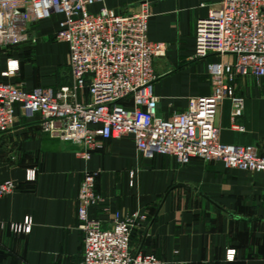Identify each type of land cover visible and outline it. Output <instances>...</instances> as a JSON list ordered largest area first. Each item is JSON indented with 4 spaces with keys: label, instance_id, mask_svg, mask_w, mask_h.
I'll return each instance as SVG.
<instances>
[{
    "label": "crops",
    "instance_id": "obj_1",
    "mask_svg": "<svg viewBox=\"0 0 264 264\" xmlns=\"http://www.w3.org/2000/svg\"><path fill=\"white\" fill-rule=\"evenodd\" d=\"M220 0H100L117 14L150 7L145 37L161 43L163 54L153 57L152 92L156 114L162 118L184 108L186 99L209 92L208 62L220 56L193 57V25ZM59 16L29 23L31 41L0 49V81L22 90L37 86L57 89L70 82L67 45L53 33ZM45 42L57 44L45 52ZM227 59V57H221ZM17 69L2 75L5 61ZM13 64V63H12ZM241 113L232 117V101L224 98L215 115L222 143L253 145L264 153V76L234 79ZM86 100L85 89L76 93ZM88 159L77 147L41 131L37 117L17 114L0 133V182L15 188L0 197V221L31 220L27 233L0 229V264H76L82 234L76 218V194L83 171H95L98 204L86 209L103 227L115 214L145 215L130 230V250L150 252L162 264H264V172L224 168L219 160L192 159L179 165L172 157L146 159L135 150L132 135L101 141ZM33 172V179L25 174ZM233 249L232 258L226 250Z\"/></svg>",
    "mask_w": 264,
    "mask_h": 264
},
{
    "label": "built area",
    "instance_id": "obj_2",
    "mask_svg": "<svg viewBox=\"0 0 264 264\" xmlns=\"http://www.w3.org/2000/svg\"><path fill=\"white\" fill-rule=\"evenodd\" d=\"M98 2L0 0V49L32 41L27 25L57 15L53 38L67 45L70 77L69 84L57 89L22 90L0 81V133L16 114L36 116L41 131L75 145L76 154L85 160L101 148L102 140L130 134L135 150L146 159L160 154L179 165L192 159L219 160L227 169L264 172V153L253 145L220 142L214 123L224 98L232 101V117L241 113V99L233 92L237 76H264V0H220L195 20L193 57L211 52L220 59L206 64L209 92L188 97L183 109L166 118L156 114L157 98L152 92L151 61L163 54V46L145 37L149 5L142 2L124 14L102 5L88 10ZM16 69V62L7 59L1 74ZM79 89H85V101L76 100ZM95 175L83 171L77 189L76 218L83 234L76 264H162L150 252L130 250V230L135 221L144 220V214H115L108 227L87 216V207H95L99 200ZM33 178V172L25 174V179ZM15 186L10 179L0 182V197ZM30 224V218L24 217L20 223L0 221V229L27 233ZM232 256L233 249H227L226 257Z\"/></svg>",
    "mask_w": 264,
    "mask_h": 264
},
{
    "label": "rangeland",
    "instance_id": "obj_3",
    "mask_svg": "<svg viewBox=\"0 0 264 264\" xmlns=\"http://www.w3.org/2000/svg\"><path fill=\"white\" fill-rule=\"evenodd\" d=\"M46 44H45V52H47L48 51V49L50 48V47H53V48H56L57 47V44L56 43H54V44H51V43H48V42H45Z\"/></svg>",
    "mask_w": 264,
    "mask_h": 264
},
{
    "label": "bare ground",
    "instance_id": "obj_4",
    "mask_svg": "<svg viewBox=\"0 0 264 264\" xmlns=\"http://www.w3.org/2000/svg\"><path fill=\"white\" fill-rule=\"evenodd\" d=\"M10 66H13V64L11 63Z\"/></svg>",
    "mask_w": 264,
    "mask_h": 264
},
{
    "label": "snow or ice",
    "instance_id": "obj_5",
    "mask_svg": "<svg viewBox=\"0 0 264 264\" xmlns=\"http://www.w3.org/2000/svg\"><path fill=\"white\" fill-rule=\"evenodd\" d=\"M13 67H15V65L13 64Z\"/></svg>",
    "mask_w": 264,
    "mask_h": 264
}]
</instances>
